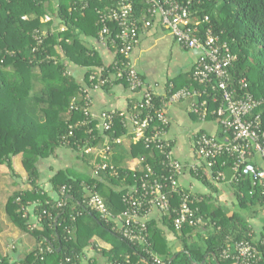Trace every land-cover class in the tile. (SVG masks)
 <instances>
[{"label": "trees", "instance_id": "obj_1", "mask_svg": "<svg viewBox=\"0 0 264 264\" xmlns=\"http://www.w3.org/2000/svg\"><path fill=\"white\" fill-rule=\"evenodd\" d=\"M116 1L59 0L54 6L53 0H0V164H7L15 176L12 157L21 153L32 184L31 189L12 193L6 203V212L15 225L31 232L40 241V246L19 261L0 254V264H83L87 246L99 250L92 240L96 235L113 243L109 251L101 250L112 263L118 260L123 264H152L144 260L147 253L143 244L125 239L113 229L112 222L102 219L84 200L95 191L104 197L113 211H122L126 207L123 194L127 186L137 184L142 173L129 169L124 160L144 156L161 171L159 152L152 146L147 147L143 141L132 142L131 126L125 125L119 114L115 118L113 135L128 137L129 148L111 143L106 161L114 169L108 167L94 172V154L86 153L85 149L103 146L107 133L99 129H94V134L88 133V128L94 127L91 123L75 128V134L69 135L70 125L85 118L80 108L71 109V105L75 98H82L87 86H91L90 75L100 71L101 67L105 68L103 75L112 76L114 72L113 63L105 64L82 35L100 37L98 10L115 6ZM134 6L138 15H143L148 8L144 0H134ZM192 10L197 20L208 15V24L214 26L237 54L238 59L230 70V84L239 92L248 90L264 100V0H193ZM46 15L52 19L42 20ZM61 25H66L67 29L61 31ZM111 28L115 34L116 24L112 23ZM36 34L43 36L42 43H38ZM108 44L114 48L110 42ZM69 62L89 67L86 84H81L70 72ZM191 74L192 71L190 81L198 86ZM243 78L248 82L245 88L240 83ZM213 97L214 94L209 97L210 110L221 103L219 95L216 101ZM82 102L77 103L82 105ZM132 111L131 105L128 113ZM256 112L261 114L264 129V102ZM209 117L218 120L216 115ZM220 130L218 138L222 139L226 134L222 126ZM61 146L74 151L85 161L87 169L78 171L71 166L57 171L51 179L53 191L58 196L54 198L39 184V161L53 155ZM101 160L98 157L96 162ZM253 161L259 165L255 158ZM232 163V155L225 153L210 169L214 177L219 171L225 172L239 201L237 210L229 213L204 197L195 206L205 223L185 225L181 231L174 227L176 213L173 210L164 213V224L175 232L181 244L179 249L171 244L165 230L155 220H149L151 249L167 264H233L232 258L223 256L227 248H233L240 240L257 241L243 213L250 216L261 210L264 213L263 187L251 176L230 181ZM207 167L205 163L199 165L194 170L196 177L207 179ZM116 186L121 189L117 190ZM64 187L65 193H62ZM68 195L72 198H67ZM169 197L173 208H178L180 196L169 192ZM60 202L62 206H58ZM33 204L40 229L33 227L28 212V207ZM128 255L129 263L126 262ZM256 264H264V254Z\"/></svg>", "mask_w": 264, "mask_h": 264}, {"label": "built area", "instance_id": "obj_2", "mask_svg": "<svg viewBox=\"0 0 264 264\" xmlns=\"http://www.w3.org/2000/svg\"><path fill=\"white\" fill-rule=\"evenodd\" d=\"M148 5L143 15L135 11L134 0H117L115 6L98 10L101 24V39L110 42L116 49L117 57L113 62L115 79L123 82L133 93H140L141 97L132 104L131 113L116 109L103 110L98 115L93 112L92 90L111 83V76L103 75L104 67L90 75L91 86L83 90V96L74 99L71 109H81L85 118L70 125L69 135H74L77 127L89 126L88 133L94 134V129L107 133L103 146H88L86 153L94 150L100 152L101 161L94 162V172L107 169L111 143L123 144L128 137L114 136V124L117 115H122L124 124L130 125V140L134 143L143 141L147 147L152 146L160 154L161 171L142 156L139 158L142 167L141 176L137 184L127 187L123 194L125 209L113 211L104 197L97 192H91L84 200L88 207L94 209L102 219L113 223V229L125 239L134 244H143L147 253L145 261L152 264H167L166 261L151 249L149 237V220L153 208H158L163 214L173 210L174 227L181 231L185 225L198 226L205 223L203 215L195 206L201 198L192 190L185 189L180 184V176L187 167L185 163L174 155V143L168 136L170 116L168 104L194 98L191 112L200 120L205 121L209 115H216L220 126L226 134L222 139L217 136L199 131L193 138L194 148L211 168L216 159L222 154L233 157L230 181L239 180L243 176H251L255 182L260 181L264 194V168L257 165L253 158L259 155L264 158V129L261 114L257 109L264 100L256 98L248 90L237 91L231 84V68L238 56L233 52L230 43L221 38L212 24H208L210 17L194 18L192 10L193 0H144ZM27 18V16H24ZM52 17L46 15L42 20L50 21ZM117 26L113 34L111 24ZM160 23L171 33L175 40L189 49L198 51V57L192 69V79L198 86H188L174 89L170 85L165 96H158L153 88L147 84L132 61V52L140 41L141 31ZM66 25L60 28L66 30ZM38 43L43 42V36L36 34ZM241 87H247L246 78L241 79ZM213 100L220 98V105L214 110L209 108V97ZM160 97V98H159ZM157 98H159L157 100ZM81 100L82 105L77 102ZM127 122V123H126ZM199 165H189L197 170ZM217 178L226 180L224 171H219ZM66 187L62 189L65 193ZM169 192L180 196L178 208H173ZM62 206V202L58 203ZM33 227H36L35 225ZM264 254V235L257 241L246 239L236 241L233 248L223 252L225 258H232L235 264H256ZM130 262V256L126 257ZM113 264H123L118 260Z\"/></svg>", "mask_w": 264, "mask_h": 264}, {"label": "crops", "instance_id": "obj_3", "mask_svg": "<svg viewBox=\"0 0 264 264\" xmlns=\"http://www.w3.org/2000/svg\"><path fill=\"white\" fill-rule=\"evenodd\" d=\"M58 3L59 0H53L54 6ZM62 26L64 25L60 27ZM82 38L87 45L98 52L105 64L110 65L114 62L117 53L107 41L101 37L89 35H82ZM197 57V50L186 48L178 43L167 28L160 23H155L152 27L141 31L140 41L132 52L133 64L158 96L167 95L171 84L176 86V89L193 86V82L190 81V72ZM88 69L89 67L69 62L70 72L81 84H86ZM113 79H115L114 73L111 76V83L106 87L93 89L91 92L93 97L92 110L97 115L103 110L110 109L128 112L130 106L141 97L140 93H133L123 82ZM194 100V98H189L168 104L170 116L168 136L173 140L175 157L187 165L180 176V184L183 188L192 190L199 198H210L216 205H220L232 213L238 209L239 201L230 182L214 177L209 167L205 170L207 179L198 178L194 174V170L189 167L193 164H203V160L194 148L193 138L195 135L199 131H206L219 137L221 132L218 120L209 117L202 121L191 112L190 108ZM122 145L127 149L129 148L128 141H124ZM92 153L94 154L92 157L94 163L100 156V152L94 150ZM77 156L69 147L61 146L53 155L39 161V184L54 198L58 196L53 191L51 179L57 171L71 166H74L78 171L87 169L85 161ZM255 160L264 168L263 157L256 155ZM12 162L16 171L15 176L11 174L7 164H0V254L11 257L13 261H19L40 246V241L31 232L24 231L15 225L6 212V203L12 193L16 190L32 188L28 171L23 164L22 154L13 156ZM124 165L133 171L140 170L142 167L139 158L132 157L125 159ZM116 189L120 190L121 186H116ZM28 212L31 222L40 229L41 226L34 214V204L28 207ZM243 214L248 218L253 229L254 239H260L264 235L263 211L261 210L251 216L246 212ZM150 220H155L159 227L165 230L169 241L176 249L180 248L181 244L175 232L164 224L163 213L158 208H153ZM92 240L97 243L99 250L87 246L84 250L83 264H113L109 256L101 251L103 249L109 251L113 248V243L98 235L94 236Z\"/></svg>", "mask_w": 264, "mask_h": 264}, {"label": "water", "instance_id": "obj_4", "mask_svg": "<svg viewBox=\"0 0 264 264\" xmlns=\"http://www.w3.org/2000/svg\"><path fill=\"white\" fill-rule=\"evenodd\" d=\"M67 198H72V195H68ZM60 249H61V247L58 248V250H60Z\"/></svg>", "mask_w": 264, "mask_h": 264}]
</instances>
